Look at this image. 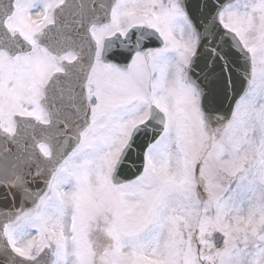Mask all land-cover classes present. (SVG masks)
<instances>
[{
    "label": "snow or ice",
    "instance_id": "6c2138e0",
    "mask_svg": "<svg viewBox=\"0 0 264 264\" xmlns=\"http://www.w3.org/2000/svg\"><path fill=\"white\" fill-rule=\"evenodd\" d=\"M213 4L218 8L216 22L227 33L232 34L233 39L249 54L251 75L247 89L232 108L231 116L228 119L223 118L221 126L215 128L213 115L221 112L228 95L229 83L224 74L228 65L227 53L223 47L209 48L203 53V75L197 77L203 129L209 142L214 135L219 138L228 152L231 164L223 167L217 165L213 169L214 178L207 182L205 168L212 161L202 157L191 166L190 171L196 181L195 201L198 202L193 206L203 210L204 214L212 210L213 204L218 211L247 207L248 216L244 222L250 230L255 229L256 233V251L252 255L264 259V223L257 225V219L264 217V77L257 79L256 76L254 46H243L238 33L229 26L233 21L239 20L241 7L250 9L253 18L255 14L264 16V0H252L251 4L245 0L243 5L238 4L237 0H229L227 4L213 0ZM158 8V15L163 18L160 29L162 39H167L164 25L168 30H172L179 23L194 33V49L189 44V54H186L183 63V67L188 69L191 75L193 60H196L199 50L208 41L202 43L200 26L189 16L182 0H168L167 4L162 2ZM181 119V114L177 112L174 117H169L171 123L161 122V131L153 137L152 144L159 145L168 134L167 129L175 126ZM198 142H203L202 136H198ZM150 147V144L144 145L142 152H147ZM207 155L205 152V157ZM161 156L165 157V154L161 153ZM214 156L215 150L213 158ZM179 159L177 154V160ZM123 173L124 170L121 169L118 174ZM170 174L167 158H161L155 164L149 162L147 167L137 169L132 178L125 176L122 186L113 190L116 207L113 209L114 217L111 223L115 233L126 242L119 246L127 249L126 253L121 252L126 258L117 264H236L238 257L247 254L246 236L241 241L244 245L242 249L241 243L237 242L238 238H233L225 232L220 233L224 239L222 244L218 245L211 236H205L201 240L197 231V242L194 246L190 241L183 242L188 245V255H184L177 228L183 207L181 192L177 187L179 178L170 179ZM221 177L223 182L218 179ZM131 188L139 190L135 204L125 202V189ZM240 264H246L245 260L241 259ZM257 264H260V261H257Z\"/></svg>",
    "mask_w": 264,
    "mask_h": 264
},
{
    "label": "water",
    "instance_id": "95a60500",
    "mask_svg": "<svg viewBox=\"0 0 264 264\" xmlns=\"http://www.w3.org/2000/svg\"><path fill=\"white\" fill-rule=\"evenodd\" d=\"M116 1L65 0V4L56 11L55 24L44 30L40 45L52 55L62 57L72 52L77 56L74 64H65L66 74L55 76L46 89L42 105L48 111L49 124L39 125L33 119L17 117L16 134L10 136L2 130L0 120V264L51 263L49 250H45L34 260L18 256L9 244L5 229L18 217L36 207L46 194L58 167L77 148L82 132L89 125L90 107L86 83L96 55L91 28L110 21ZM15 2L16 0H0V50L12 57L31 51L27 42L20 36H13L5 26L7 18L15 11ZM228 2L229 0H219L220 4ZM182 3L189 16L200 26L202 43L208 41L199 50L196 60H193L191 75L188 72V80L198 92L197 77L203 75V53L213 47H223L227 53L228 65L224 74L229 83L228 95L221 112L213 115L214 126L219 128L223 118L231 116L233 106L248 87L251 75L250 57L238 41L233 39L232 34L227 33L216 22L218 8L213 0H182ZM204 5L210 7L205 8ZM153 38V35L145 32L142 34L140 30L133 31L130 39L124 43L131 46V51H127L125 46L123 49L114 48L118 43L114 40L113 62L121 64L127 53L142 52L151 47ZM108 47L110 45L106 43L104 61L109 60L106 55ZM161 122H165L164 117L154 108L153 116L136 131L131 146L118 163L113 176L115 184L124 183L125 176L132 178L137 169L145 166V152L142 149L144 145L151 144L153 137L160 133ZM40 144L48 146L50 159L43 156ZM121 169L124 173L118 174ZM216 239L218 245L222 244L223 237L220 234Z\"/></svg>",
    "mask_w": 264,
    "mask_h": 264
},
{
    "label": "flooded vegetation",
    "instance_id": "af4514ba",
    "mask_svg": "<svg viewBox=\"0 0 264 264\" xmlns=\"http://www.w3.org/2000/svg\"><path fill=\"white\" fill-rule=\"evenodd\" d=\"M162 2L167 4L168 0H119L113 15L114 19L117 17L120 24L111 25L116 28L115 32H110L111 27L97 29L94 30V36L102 43L105 38L117 32L125 36L128 30L136 25L153 28L160 34L163 18L158 15V6ZM27 6L26 4L25 7ZM53 14V11H47L42 15ZM37 15L38 12L18 11L8 21V27L22 34L29 30L39 29L42 23L39 20L36 24ZM130 17H133L137 24L130 25L127 20ZM182 26L184 25L177 23L172 30H168L164 25L167 39L166 41L163 39L162 47L142 55H135L127 69H121L113 64H104L101 59H98L88 82V97L92 105V125L83 138V143L87 144L88 150L83 154L82 162L85 159H92L91 154L95 151L98 139L101 138H104L106 145L111 148L110 154L115 150L113 161L116 162L119 159L122 149L130 140L133 129L147 120L141 106L143 90L136 89V94L129 97L127 86L124 84L127 80L122 75L130 73L136 65H140L141 68H147V78H157L163 75L168 80H174L177 73L175 58L180 59L178 55L180 51L187 52L186 47L176 42V35L189 30ZM41 30L42 27L39 33ZM249 38L252 46H255V39L260 46L263 45L264 17L254 22ZM23 58L0 61V98L5 89L3 81L9 80L13 96L24 102V114L44 121L43 118L45 117L46 120L47 116L39 102L50 77L57 72H62L61 62L51 59L39 49H35ZM254 60L256 64V54ZM138 71V75L143 73L140 69ZM154 72H156L155 76H153ZM148 158L152 160L151 156ZM81 159L77 163L66 165V174L54 184L41 210L43 212L41 217L39 214L32 219L36 222L49 221L51 224H64L67 227L73 224L77 230L82 228L88 234L93 248L97 249L106 239L103 235L104 229L112 225L113 219L111 218L114 214L110 210L113 207L108 200H104L102 205L98 203L97 188L90 178L88 184L84 177L82 179L80 176L77 179L72 178L73 174L78 176L80 173L78 164L81 163ZM70 179L74 180L75 187L69 188L65 185ZM125 202L128 204L127 189H125ZM50 212L53 213V218L49 215ZM98 228L103 229L98 231Z\"/></svg>",
    "mask_w": 264,
    "mask_h": 264
},
{
    "label": "rangeland",
    "instance_id": "374dc122",
    "mask_svg": "<svg viewBox=\"0 0 264 264\" xmlns=\"http://www.w3.org/2000/svg\"><path fill=\"white\" fill-rule=\"evenodd\" d=\"M26 1H29L27 2V7H25ZM59 2L60 0H23L19 8V12H38V18L36 20L37 24L39 20L42 22V19L45 17V15L42 14L47 11L51 12V10L57 6ZM251 2L252 0H247V3L251 4ZM244 3L245 0L238 4L243 5ZM240 14L239 20L235 21V23L233 21L229 26L238 30L242 35L248 37V32L253 29V14L250 9H245L243 7L240 8ZM256 17L264 16L255 14V18ZM48 19L49 18H47V20ZM38 30L39 29L29 30L25 33V35L28 39L35 40ZM191 41L194 46V35H192ZM176 42L178 43V40H176ZM184 42L187 43V41ZM254 44H256V76L257 79H260L264 77V46H260L256 39ZM185 56L186 55H183L180 58H185ZM5 58V56L0 54V61ZM137 67L142 70V74L138 75L139 71ZM155 73L156 72L153 73V76H155ZM122 76L127 80L124 84L127 86L129 97L136 94V89L144 90V92L148 91L146 88L149 84L146 67L141 68L140 65H136L130 73L123 74ZM157 78L158 79L153 81L151 84V88L153 90L152 97H156L157 102L158 98L166 100L169 103L167 111H169L170 107L174 104L171 111H169L170 114L166 113L168 119L170 116L174 117L177 112L181 114L182 119L176 122L175 126L167 129L168 134L166 135V141L161 142L156 150H154V153L150 155L152 157L150 162L155 164L156 160L158 162L159 159L166 157L168 160V169L171 170L169 178H179L177 187L181 192V203L183 207L181 208L182 215H180L177 222V228L180 234V242L183 245L184 255H188V245L183 242L190 241L194 246L197 242V231L199 232L201 240H203L205 236H211L213 239L214 233L225 232L233 238H238V243H241L245 236L247 238V254L244 257H238L236 264H240L241 259L245 260L246 264H257V261H260V264H264V259H261L256 255H252V253H255L256 251V233L255 229L250 230L247 223L244 222L245 217L248 216L247 207L243 209L237 207V210L218 211L216 210V205L213 204L212 210H210L208 214H204L203 210H198L193 206L198 202L195 201L196 181L192 177L190 171L191 166L202 157L206 160L212 161V163L210 165H206L205 168V180L207 182V180L214 178L213 169L217 165H220L221 167L225 165L230 166L231 160L224 145L220 143L219 138L214 135L212 141L209 142L208 135L203 129V122L199 111L198 95L194 92L192 94L190 89H188V92L182 90L179 83H169L165 77L166 83L164 81L160 82L162 77L158 76ZM159 91H166L168 95L157 94ZM2 96L4 100L0 99V105L2 106V110L4 112V124L5 127L12 132L14 129V115L24 111L23 101L20 100L18 103H14V97L9 90H5ZM167 104H164L163 101H160L159 103L160 106L162 105V108H165ZM147 109L148 106H145L146 111ZM198 136L203 137L202 143L198 142ZM96 148L98 155L95 154L96 157H92V161L95 163L93 168V177L95 178V173H97L98 177L101 176L100 178H103L106 182V187L111 190L113 187L109 182L108 176L113 166V156L115 155V150H113L110 154L109 151L111 148L104 145L103 142H98ZM213 150H215L214 158ZM205 152L208 153L206 157ZM161 153H164L165 157H162ZM177 154L180 156L179 161L177 160ZM241 155L243 156V153H241ZM82 156L83 154L81 149L71 163H77L78 159L80 160L83 158ZM249 160H251L250 155ZM166 174H168L167 170ZM218 179L223 182L222 177ZM73 182V179L67 180L65 185L72 188L74 186ZM99 183L100 179L97 181V185ZM138 191L139 190L135 188L129 190L128 204H135L137 202ZM28 218L29 217H25L17 225L8 229L9 238L20 254L24 256L36 255L44 247H50L49 243H53L56 248L57 257L62 256L63 252H65V255H63L65 258L64 262H68L67 255H72L74 259L82 256L75 239L70 243L71 247L68 243L64 242L63 237L68 230L66 225L52 223L49 227L43 225L31 226L27 220L31 221L32 219ZM262 223H264V217H259L257 219V225ZM74 235L76 236V234ZM113 238L119 240L116 243L115 249L113 248L110 260L111 264H117L118 261L126 258V255L122 256L121 252L123 251L126 253L127 249L119 246L123 243H120L122 240L115 233V231H113ZM241 247L242 249L244 247L242 243Z\"/></svg>",
    "mask_w": 264,
    "mask_h": 264
}]
</instances>
